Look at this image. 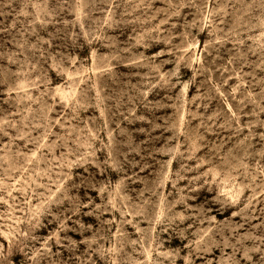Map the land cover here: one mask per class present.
<instances>
[{"label": "rangeland", "instance_id": "1", "mask_svg": "<svg viewBox=\"0 0 264 264\" xmlns=\"http://www.w3.org/2000/svg\"><path fill=\"white\" fill-rule=\"evenodd\" d=\"M0 264H264V0H0Z\"/></svg>", "mask_w": 264, "mask_h": 264}]
</instances>
